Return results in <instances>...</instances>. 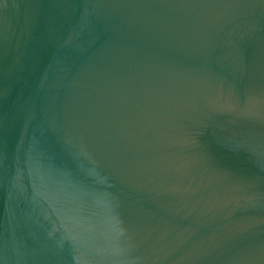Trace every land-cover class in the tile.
Returning <instances> with one entry per match:
<instances>
[{
  "label": "water",
  "instance_id": "water-1",
  "mask_svg": "<svg viewBox=\"0 0 264 264\" xmlns=\"http://www.w3.org/2000/svg\"><path fill=\"white\" fill-rule=\"evenodd\" d=\"M0 264H264V0H0Z\"/></svg>",
  "mask_w": 264,
  "mask_h": 264
}]
</instances>
